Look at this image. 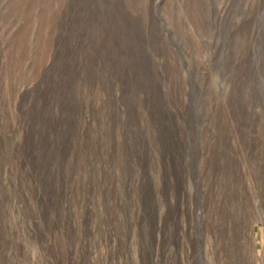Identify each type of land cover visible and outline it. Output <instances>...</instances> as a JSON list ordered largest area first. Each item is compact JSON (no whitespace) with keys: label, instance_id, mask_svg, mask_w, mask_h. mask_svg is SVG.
<instances>
[{"label":"rangeland","instance_id":"374dc122","mask_svg":"<svg viewBox=\"0 0 264 264\" xmlns=\"http://www.w3.org/2000/svg\"><path fill=\"white\" fill-rule=\"evenodd\" d=\"M203 1L177 23L188 0H0V253L220 264L200 163L211 143L225 154L230 136L253 137L225 114L229 90L264 122V0ZM241 21L248 35L233 37ZM259 210L227 223L226 264H264Z\"/></svg>","mask_w":264,"mask_h":264},{"label":"bare ground","instance_id":"6f19581e","mask_svg":"<svg viewBox=\"0 0 264 264\" xmlns=\"http://www.w3.org/2000/svg\"><path fill=\"white\" fill-rule=\"evenodd\" d=\"M174 1H176V3L178 2V0H171L172 9H173V6H175ZM203 2H204L203 0H188V5L186 6V10L184 13H182V11L178 9L179 7L178 3H180L178 2L177 9L172 10V12H170L171 15L173 16L172 17L173 20L177 23H180L178 21H181L190 15H198L201 17V15H203L204 7H206L205 5H203ZM239 16L240 15H238V19H239ZM245 21L248 22L247 19ZM241 22H237L236 24L241 23ZM242 23L243 25H245L244 22ZM243 25L240 24L236 32L233 33V37L237 36L238 38H242L248 35V27L246 25L245 27H243ZM260 34L264 36L263 31ZM233 74L235 75V73ZM233 74L230 76L233 77ZM236 78L237 77H235V79ZM235 79H233V83L235 82L234 81ZM229 92H227L229 94H226V95H229V101H228L229 104L228 106H224L226 108L225 114L228 116L229 120L237 122V124L242 129H244V131L251 132L253 134V137L248 136V134L246 135L245 134H242V135L232 134L233 136H230L229 139L230 141H232V143H234L236 150L233 151L229 149L230 150L229 153H225V154L221 153L225 159L219 158L221 156L220 151L217 150L214 143H211L208 147V150H206V154L204 153L205 155L204 157H202L203 158V160H201L202 164L200 163L202 174L205 179L204 181H206V187L210 189L212 193L210 200L208 199V196H207L208 201L206 202L207 205L205 206L206 207L205 215L207 217V230L210 235L209 248H210V253H214V252H217V250H220V253H222L221 257H215V256L212 257V259H214L213 262L217 261V263H220V264H226L227 261H229L227 260L228 258L226 256H227V253L232 251L230 249L231 244L229 245L230 242L228 241L229 234H228V229H227V223L229 222V220L231 221L232 219L233 220L239 219L238 215L234 216L235 215L234 212L244 213V217L246 219H251V218L253 219V217H255V214H257L259 209L264 211V122L261 120V118L258 115L249 114L247 112V110L243 106V101L246 99V96L243 92H239L238 88L229 90ZM234 131L233 132L230 131V132L234 133ZM237 131H239V128ZM246 179L249 180L248 185L251 186L255 192L253 191L250 192L245 182ZM10 191H11L10 188L8 187L5 188V192L7 195L11 194ZM206 194H209V193H206ZM0 216H1L0 217V232H1V230H3L2 228L4 226V220L1 219L2 215ZM19 222H20V226L23 227L22 230H24L26 233V238L25 236L23 237L24 239H26V244L29 248V246L31 245L30 242L34 241V238L33 237L31 238L32 235L31 236L29 235V229L31 228L29 227L27 220L23 217H20ZM237 222L240 223L239 220H237ZM237 227H238L237 232L241 233V230L243 228L239 224L237 225ZM10 234L12 233H8V235ZM214 234H216L217 237L214 236ZM8 237L10 238L11 236H8ZM246 242L245 241L241 242V244L240 245L238 244L239 246H236V248L238 250L239 249L246 250L249 246L247 245ZM2 251L4 252V250ZM32 251L34 253L37 252L38 255L41 254V249L39 246H36V245L32 246ZM235 261L236 260H234V263ZM237 262L240 263V262H243V260L239 258V261L237 260ZM0 264H23V262H22L21 255H18V253H15L13 257L10 258L7 256V254L1 252L0 253Z\"/></svg>","mask_w":264,"mask_h":264}]
</instances>
